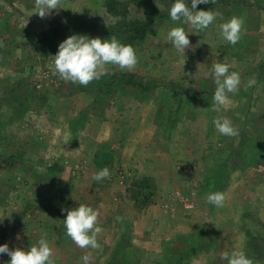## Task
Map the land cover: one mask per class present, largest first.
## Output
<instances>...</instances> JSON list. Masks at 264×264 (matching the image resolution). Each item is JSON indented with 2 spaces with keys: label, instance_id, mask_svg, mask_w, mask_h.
<instances>
[{
  "label": "rangeland",
  "instance_id": "1",
  "mask_svg": "<svg viewBox=\"0 0 264 264\" xmlns=\"http://www.w3.org/2000/svg\"><path fill=\"white\" fill-rule=\"evenodd\" d=\"M117 1L153 26L133 47L135 69L108 65L107 74H133L150 86L145 93L65 82L53 74L58 49L34 50L54 27L104 40L113 23L105 0H60L43 19L35 0H0V245L28 249L47 234L55 264H84L86 254L88 264H227L221 254L239 250L264 264V0L199 4L222 16L203 32L180 25L190 41L183 57L166 39L177 26L173 0ZM233 16L245 22L234 46L219 35ZM217 62L241 77L219 112L208 75ZM220 117L239 135L218 133ZM105 167L110 178L94 181ZM143 176L153 187L147 206L127 190ZM216 191L226 193L222 208L206 202ZM82 203L99 213L98 249L65 235L62 209ZM9 260L0 255V264Z\"/></svg>",
  "mask_w": 264,
  "mask_h": 264
},
{
  "label": "clouds",
  "instance_id": "2",
  "mask_svg": "<svg viewBox=\"0 0 264 264\" xmlns=\"http://www.w3.org/2000/svg\"><path fill=\"white\" fill-rule=\"evenodd\" d=\"M208 3H215V0H191L190 6L186 0H173L168 15L177 26L168 30L166 39L178 55L186 56V51L190 47L189 33L183 26H180L181 24L190 25L195 31L203 32L218 17L222 16L219 11L197 10L199 4ZM59 4L60 0H35V13L41 19L46 18L52 14V10L58 9ZM119 19V17H115L112 22L116 23ZM244 23V19L237 16L220 23V38L230 45H236L243 34ZM52 57L54 58V75H58L65 82L85 87L94 80H99L105 76L108 65L116 66L122 71H132L138 64L135 49L131 45L122 43L114 35L110 39L104 40L81 34L70 35L59 43L58 51ZM231 67V64L217 62L208 70V75L212 77L215 84L210 106L212 111L224 110L232 102L230 94L235 95L240 91V74L231 71ZM253 84H255V80H250L248 86L251 87ZM212 124L222 136L236 137L239 135V129L227 117L214 119ZM108 178H110V171L107 167L95 172L92 177L96 182ZM225 201L226 193L224 192H211L206 197V202L217 208L224 207ZM62 211L67 212L66 218L63 220L65 235L79 248L98 249L100 244L97 235L102 231L98 223V211L83 203L78 207L62 209ZM2 254L10 257L7 264H55L47 234H43L28 249L21 247L10 249L8 244L0 245V255ZM81 259L84 264H88L90 257L86 254ZM221 259L227 264H253V261L243 250L232 253L223 252Z\"/></svg>",
  "mask_w": 264,
  "mask_h": 264
},
{
  "label": "trees",
  "instance_id": "3",
  "mask_svg": "<svg viewBox=\"0 0 264 264\" xmlns=\"http://www.w3.org/2000/svg\"><path fill=\"white\" fill-rule=\"evenodd\" d=\"M105 6L112 18L119 17L120 19L118 22L112 23L100 31L103 39H110L114 35L122 43L134 47L137 43L145 39L153 26V21L150 18L142 19L131 17L126 4L117 0H105ZM71 27L72 26L54 27L51 29L49 34L38 42L37 48L34 49L35 52L40 57H48L50 54L55 53L59 43L68 36L81 34V32L77 30L74 31ZM85 35L88 36L87 33ZM97 82H99L100 88H104L107 92H113V90L121 88L145 93L149 91L148 89L150 87L141 79H137L133 74L129 73L106 74L97 80ZM129 181V188L127 190L132 194L131 199H133L135 203H141L147 206L149 204V198L153 196V187L150 184V179L143 176L140 178H132Z\"/></svg>",
  "mask_w": 264,
  "mask_h": 264
},
{
  "label": "crops",
  "instance_id": "4",
  "mask_svg": "<svg viewBox=\"0 0 264 264\" xmlns=\"http://www.w3.org/2000/svg\"><path fill=\"white\" fill-rule=\"evenodd\" d=\"M150 212H152V211H148L147 212V215L150 213ZM156 225V224H155ZM146 235V234H145ZM145 235H143V238H145L146 236ZM144 250V249H143ZM145 251V250H144Z\"/></svg>",
  "mask_w": 264,
  "mask_h": 264
}]
</instances>
